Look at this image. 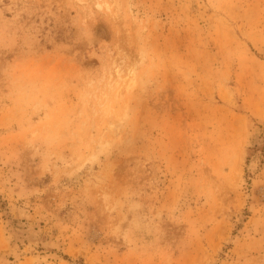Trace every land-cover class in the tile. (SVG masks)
Instances as JSON below:
<instances>
[{"label": "rangeland", "instance_id": "1", "mask_svg": "<svg viewBox=\"0 0 264 264\" xmlns=\"http://www.w3.org/2000/svg\"><path fill=\"white\" fill-rule=\"evenodd\" d=\"M0 264H264V0H0Z\"/></svg>", "mask_w": 264, "mask_h": 264}]
</instances>
